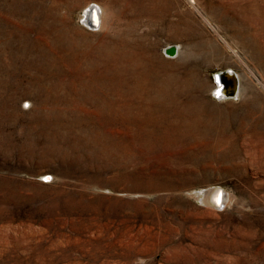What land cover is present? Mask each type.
Returning a JSON list of instances; mask_svg holds the SVG:
<instances>
[{
    "label": "rangeland",
    "instance_id": "1",
    "mask_svg": "<svg viewBox=\"0 0 264 264\" xmlns=\"http://www.w3.org/2000/svg\"><path fill=\"white\" fill-rule=\"evenodd\" d=\"M0 264H264V0H0Z\"/></svg>",
    "mask_w": 264,
    "mask_h": 264
},
{
    "label": "bare ground",
    "instance_id": "2",
    "mask_svg": "<svg viewBox=\"0 0 264 264\" xmlns=\"http://www.w3.org/2000/svg\"><path fill=\"white\" fill-rule=\"evenodd\" d=\"M193 3V2H192ZM102 10V9H101ZM104 11V10H103ZM100 13H101V11H99L96 7H94V6H90V7H88L87 8V13H86V18H84L85 19V24L87 23V25L88 24H91V25H99L100 23V25H101V27H102V23H103V15L101 14L100 15ZM104 13V12H103ZM104 17H105V15H104ZM89 26V25H88ZM92 28V27H91ZM96 29V27H93L92 29ZM224 40V39H223ZM226 41V40H225ZM224 41V42H225ZM165 64V63H164ZM174 65V64H173ZM232 72H234L233 70H231ZM237 74V73H236ZM140 76V75H139ZM237 76H238V78H239V85H237V84H235L234 82H235V79L234 78H232V77H229L228 76V80L230 81V84H232V86L233 87H235V89H236V91H237V95H240V91H241V86H240V75L239 74H237ZM145 77V76H144ZM147 78V77H146ZM145 81H146V79H145ZM159 81V80H158ZM153 82V81H152ZM145 83V82H144ZM159 83V82H158ZM138 84V83H137ZM146 84V83H145ZM216 84V83H215ZM140 85V84H139ZM145 86H147V85H145ZM157 86H159V85H157ZM143 87V86H142ZM153 87V86H152ZM162 87V86H161ZM160 87V88H161ZM139 88V87H138ZM154 88V87H153ZM156 88V87H155ZM222 88H223V86L222 85H218V84H216V86H215V88H214V90L215 91H219L218 93H220V91L222 90ZM147 90H149V89H147ZM152 90V89H151ZM164 90V89H163ZM144 91V90H143ZM150 91V90H149ZM158 91V90H157ZM138 92V91H137ZM147 92V91H146ZM144 93V92H143ZM147 94V93H146ZM158 93H156V95H157ZM138 95V94H137ZM136 95V96H137ZM141 95L143 96V94L141 93ZM152 94L150 93V96H151ZM145 96V95H144ZM149 96V98H151ZM155 96V95H154ZM153 96V97H154ZM133 98V97H132ZM155 98V97H154ZM163 98V97H162ZM168 98H169V96H168ZM139 99V98H138ZM146 99V98H145ZM157 99V98H156ZM165 99V98H164ZM151 100V99H150ZM155 100V99H154ZM167 101V100H166ZM153 102H155V101H153ZM160 102V101H159ZM149 103H151V102H149ZM155 103H157V102H155ZM165 103V102H164ZM161 104H163V103H161ZM148 105V104H147ZM35 107V106H34ZM183 107V106H182ZM161 109H162V107H161ZM181 111V110H180ZM183 111V110H182ZM179 113V112H178ZM177 113V114H178ZM186 113V112H185ZM181 114V113H180ZM182 115H183V113H182ZM181 115V116H182ZM180 116V115H179ZM184 116V115H183ZM176 117H177V115H176ZM175 117V118H176ZM181 119V118H180ZM174 120V119H173ZM175 121V120H174ZM176 121H177V119H176ZM172 122V121H171ZM179 122H181V121H179ZM173 124H174V122H173ZM178 124V123H177ZM176 124V125H177ZM180 124V123H179ZM185 124V123H184ZM188 124V123H187ZM175 125V126H176ZM192 125H194V124H192ZM174 126V125H173ZM178 127V126H177ZM194 127V126H193ZM188 128H189V126H188ZM196 128H197V126H196ZM195 127L193 128L194 130L196 129ZM208 128V127H207ZM181 130V129H180ZM190 130V129H189ZM176 131V130H175ZM174 131V132H175ZM182 131V130H181ZM222 132V131H221ZM179 133V132H178ZM183 133V132H182ZM187 133V132H186ZM185 133V134H186ZM180 134V133H179ZM184 134V135H185ZM222 134V133H221ZM224 134V133H223ZM190 135V134H189ZM204 135V134H203ZM187 136V135H186ZM192 136V135H191ZM195 136V135H194ZM223 138V137H222ZM214 141V140H213ZM257 142V141H256ZM260 145V144H259ZM237 151V150H236ZM261 151H262V149H261ZM221 154V153H220ZM231 157V156H230ZM222 159H224V158H222ZM235 172V171H234ZM227 191V190H226ZM196 192V191H195ZM194 192V193H195ZM197 194V196L199 197V199L201 200V202H204V203H206V205L207 204H210V206H212V205H214V206H216V204H220L221 202L223 203V204H226V202H229L228 200H229V196L228 195H226L225 194V191L223 190V189H221L220 187H217V186H215V187H208V188H204V189H201V190H198L197 191V193H195V195ZM194 196V195H193ZM232 200V199H231ZM230 203V202H229ZM203 204V203H202Z\"/></svg>",
    "mask_w": 264,
    "mask_h": 264
},
{
    "label": "water",
    "instance_id": "3",
    "mask_svg": "<svg viewBox=\"0 0 264 264\" xmlns=\"http://www.w3.org/2000/svg\"><path fill=\"white\" fill-rule=\"evenodd\" d=\"M94 26H97V25H94ZM169 52L171 54H174L175 53L174 47L170 49ZM228 76L234 78L235 79L234 83L239 85V78L235 72H232L231 70H223V71L218 72L215 76V83L223 86L220 93H218L219 91H216L217 97L220 99L225 98V97L227 98L235 97L237 95V91L235 87H233L232 84H230V81L228 80ZM47 179L49 178L47 177ZM222 205L223 203L221 202L220 204H216V207L219 208Z\"/></svg>",
    "mask_w": 264,
    "mask_h": 264
},
{
    "label": "built area",
    "instance_id": "4",
    "mask_svg": "<svg viewBox=\"0 0 264 264\" xmlns=\"http://www.w3.org/2000/svg\"><path fill=\"white\" fill-rule=\"evenodd\" d=\"M91 25V24H90ZM92 27H96V26H94V24L93 25H91Z\"/></svg>",
    "mask_w": 264,
    "mask_h": 264
}]
</instances>
